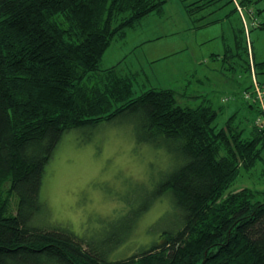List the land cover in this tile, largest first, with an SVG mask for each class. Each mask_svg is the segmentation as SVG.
<instances>
[{"label":"trees","instance_id":"obj_1","mask_svg":"<svg viewBox=\"0 0 264 264\" xmlns=\"http://www.w3.org/2000/svg\"><path fill=\"white\" fill-rule=\"evenodd\" d=\"M169 1L0 0V264H264V191L231 189L263 158L264 112L253 74L264 87V60H256L250 35L264 29V8L239 0L253 12L246 11V19L253 18L246 27L234 0H183L192 20L220 1L239 16L231 30L243 54L228 47L224 59L239 56L251 74L253 91L248 86L244 92L255 100L248 107L257 110L249 130L236 114L219 127L222 108L182 106L177 98L186 94L171 87L151 84L136 96L137 77L101 67L117 36L124 38L127 28ZM121 116L137 121L138 140L174 157L144 206L131 212L126 228L96 240L68 227L36 225L45 209L46 166L63 136ZM164 196L172 206L159 219L173 221L160 239L110 259L137 219Z\"/></svg>","mask_w":264,"mask_h":264},{"label":"rangeland","instance_id":"obj_2","mask_svg":"<svg viewBox=\"0 0 264 264\" xmlns=\"http://www.w3.org/2000/svg\"><path fill=\"white\" fill-rule=\"evenodd\" d=\"M234 3L240 12V1L234 0ZM240 6L242 22L252 25L253 18L246 19L251 10ZM252 6L264 8V0H253ZM184 7L183 0H171L163 11L152 13L127 28L124 38L117 36L113 40L101 67L122 60L126 70L144 68L151 83L143 81L144 75L140 73L135 85L136 96L151 88V84L154 88L171 87L186 94L177 98L182 106L210 103L214 108H222L216 121L219 127L236 114L239 119H245L251 130L257 108L248 107L255 100L243 95L248 86L253 91L251 74L239 56L234 59L230 53L224 59L228 47L232 54L237 51L243 54V50L234 47L231 30L232 24L240 25L239 16L231 15L232 7L223 1L196 15L194 20ZM250 37L256 60H264V29L252 30ZM176 51L186 53L173 55ZM158 57L167 58L154 67L152 61ZM194 66L198 72L191 76ZM136 125L132 117L121 116L94 128H77L66 133L46 166L40 194L45 209L36 217V225L68 227L85 240L117 232L119 226L126 228L131 212L144 206L149 189L175 165L174 157L165 149L138 140ZM262 156L255 167L240 173L232 190L264 191V150ZM171 204L170 196L157 199L137 219L126 243L112 251L109 258L126 257L158 241L162 229L172 224V216L159 219L171 209Z\"/></svg>","mask_w":264,"mask_h":264},{"label":"crops","instance_id":"obj_3","mask_svg":"<svg viewBox=\"0 0 264 264\" xmlns=\"http://www.w3.org/2000/svg\"><path fill=\"white\" fill-rule=\"evenodd\" d=\"M170 2V1H169ZM167 5V4H166ZM184 11H186L185 10V7H184ZM182 53H186V52H182V51H176L175 53H172L173 55H176V54H178V55H182ZM105 56V55H104ZM104 58V57H103ZM165 58H167V57H158L157 59H155V60H153L152 61V65L154 64V67L155 66H157V65H159L160 63H162V61H164V59ZM180 58H182V56H180ZM219 58V57H218ZM220 59V58H219ZM103 61V60H102ZM121 63H122V60L120 61V62H118V63H116V64H114V65H111V66H107V67H105V68H109V67H112V66H117V71H118V73L120 74V75H122V76H131V77H133V78H135V77H137V79H138V77H139V75H140V73H143V81H146V83H151V80H150V78L148 77V74L146 73L147 71H145L144 70V68H140V69H137V68H134V69H128V70H126V69H124L123 67H122V65H121ZM196 72V73H195ZM197 72H198V69H197V67L196 66H194V69H193V73H189L191 76H193V75H195V74H197ZM177 73V72H176ZM195 73V74H194ZM188 74V75H189ZM202 74V73H201ZM203 75H206V74H203ZM179 78V77H178ZM199 82V81H198ZM191 84V82H189L188 81V85H190Z\"/></svg>","mask_w":264,"mask_h":264},{"label":"built area","instance_id":"obj_4","mask_svg":"<svg viewBox=\"0 0 264 264\" xmlns=\"http://www.w3.org/2000/svg\"><path fill=\"white\" fill-rule=\"evenodd\" d=\"M241 11V15L243 13V10L241 8V6L239 5L238 7ZM246 27H248L247 23H246ZM251 52V51H250ZM254 72V71H253ZM253 81H254V89H255V93H254V97L255 99H257L262 107V110L264 112V87H262L259 82L256 80L255 75L253 74ZM246 95V97H252V95L250 93H245L244 96ZM262 119H258L259 123H261Z\"/></svg>","mask_w":264,"mask_h":264}]
</instances>
